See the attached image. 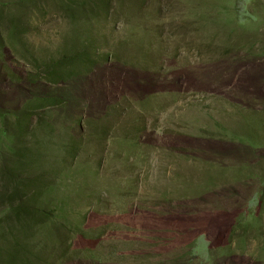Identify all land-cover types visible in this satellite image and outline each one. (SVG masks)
Here are the masks:
<instances>
[{"label": "rangeland", "instance_id": "rangeland-1", "mask_svg": "<svg viewBox=\"0 0 264 264\" xmlns=\"http://www.w3.org/2000/svg\"><path fill=\"white\" fill-rule=\"evenodd\" d=\"M14 248L264 264V0H0V264Z\"/></svg>", "mask_w": 264, "mask_h": 264}, {"label": "trees", "instance_id": "trees-1", "mask_svg": "<svg viewBox=\"0 0 264 264\" xmlns=\"http://www.w3.org/2000/svg\"><path fill=\"white\" fill-rule=\"evenodd\" d=\"M19 24L16 25V28H19ZM80 59H77L75 57H68V58H63L57 62V64L49 70V72L46 73V76L44 77V80L50 82V83H55V84H60L61 82L68 80L73 76V73H69L70 71L68 70L69 67H73L76 65V63ZM84 60V59H83ZM41 77L39 76H33L30 75L29 79L32 82H35L36 80H39ZM45 102L48 100H44ZM51 103L49 105H54L58 106L61 105L62 102L58 98H53L50 100ZM18 192H13L12 195L9 196V200L13 202V198L17 197ZM15 215L17 216H22L25 217L28 221H35L39 224L45 223L46 221L50 220L48 214L43 213V212H38V210L34 207H32L29 204H24V205H19V207L15 210ZM14 253H9L8 254V260L3 262V264H21L20 263V258L19 254L20 252L18 251L17 248L13 249ZM17 254V255H16ZM25 261L28 263L30 260L28 258L25 259ZM29 264V263H28Z\"/></svg>", "mask_w": 264, "mask_h": 264}]
</instances>
